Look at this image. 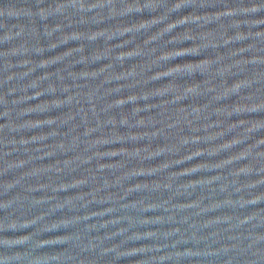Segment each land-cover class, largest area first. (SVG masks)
<instances>
[{"label": "water", "instance_id": "obj_1", "mask_svg": "<svg viewBox=\"0 0 264 264\" xmlns=\"http://www.w3.org/2000/svg\"><path fill=\"white\" fill-rule=\"evenodd\" d=\"M0 264H264V0H0Z\"/></svg>", "mask_w": 264, "mask_h": 264}]
</instances>
